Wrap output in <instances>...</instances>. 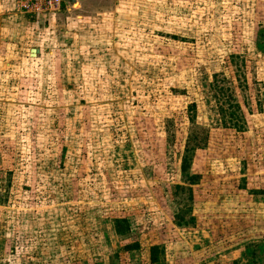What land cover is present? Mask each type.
Segmentation results:
<instances>
[{
  "label": "rangeland",
  "instance_id": "374dc122",
  "mask_svg": "<svg viewBox=\"0 0 264 264\" xmlns=\"http://www.w3.org/2000/svg\"><path fill=\"white\" fill-rule=\"evenodd\" d=\"M14 7L0 264H264V0Z\"/></svg>",
  "mask_w": 264,
  "mask_h": 264
},
{
  "label": "built area",
  "instance_id": "2783aa9c",
  "mask_svg": "<svg viewBox=\"0 0 264 264\" xmlns=\"http://www.w3.org/2000/svg\"><path fill=\"white\" fill-rule=\"evenodd\" d=\"M62 0H15V9L22 14L41 16L44 13L57 11Z\"/></svg>",
  "mask_w": 264,
  "mask_h": 264
},
{
  "label": "crops",
  "instance_id": "0c3cea01",
  "mask_svg": "<svg viewBox=\"0 0 264 264\" xmlns=\"http://www.w3.org/2000/svg\"><path fill=\"white\" fill-rule=\"evenodd\" d=\"M4 1V5H6V4H8V6L9 5H13V2L15 1V0H3ZM11 8H12V6H11ZM57 11H59V10H57ZM44 15V14H43ZM43 15H41V16H43ZM24 17H25V15H24ZM37 51H36V53H38V52H40V50L38 49V48H35ZM30 50V49H29ZM35 53V54H36ZM34 54V55H35Z\"/></svg>",
  "mask_w": 264,
  "mask_h": 264
},
{
  "label": "water",
  "instance_id": "95a60500",
  "mask_svg": "<svg viewBox=\"0 0 264 264\" xmlns=\"http://www.w3.org/2000/svg\"><path fill=\"white\" fill-rule=\"evenodd\" d=\"M63 2H74L75 0H62ZM37 50L35 48H30V53H32L31 55H34V53L36 52Z\"/></svg>",
  "mask_w": 264,
  "mask_h": 264
},
{
  "label": "trees",
  "instance_id": "16d2710c",
  "mask_svg": "<svg viewBox=\"0 0 264 264\" xmlns=\"http://www.w3.org/2000/svg\"><path fill=\"white\" fill-rule=\"evenodd\" d=\"M150 249H151V250L149 251V254H150V261H154V260H155V257H154V255H153L152 250L155 249V246L151 247Z\"/></svg>",
  "mask_w": 264,
  "mask_h": 264
},
{
  "label": "flooded vegetation",
  "instance_id": "af4514ba",
  "mask_svg": "<svg viewBox=\"0 0 264 264\" xmlns=\"http://www.w3.org/2000/svg\"><path fill=\"white\" fill-rule=\"evenodd\" d=\"M62 4V3H61Z\"/></svg>",
  "mask_w": 264,
  "mask_h": 264
}]
</instances>
